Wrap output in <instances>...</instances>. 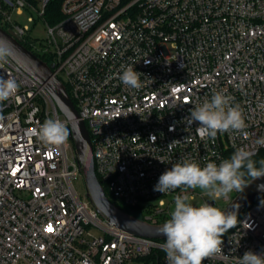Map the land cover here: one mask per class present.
Returning <instances> with one entry per match:
<instances>
[{"label":"built area","instance_id":"built-area-1","mask_svg":"<svg viewBox=\"0 0 264 264\" xmlns=\"http://www.w3.org/2000/svg\"><path fill=\"white\" fill-rule=\"evenodd\" d=\"M49 1L0 0V26L46 57L68 89L110 201L161 224L176 195L217 199L196 189L154 191L172 164H219L240 147L264 159L256 143L264 137V0H63L61 19L46 22L45 40H29L28 26L12 13L33 10L43 18ZM128 65L143 74L142 88L120 81ZM0 76L20 85L0 104V264H166V239L121 230L79 197L69 137L51 148L37 139L46 119L68 126L45 87L10 59L0 63ZM213 91L240 105L243 132L218 133L213 141L199 137L198 122L187 125L190 110ZM222 239L223 253L203 264H237L246 251L264 252V201L247 206Z\"/></svg>","mask_w":264,"mask_h":264},{"label":"clouds","instance_id":"clouds-1","mask_svg":"<svg viewBox=\"0 0 264 264\" xmlns=\"http://www.w3.org/2000/svg\"><path fill=\"white\" fill-rule=\"evenodd\" d=\"M10 56V50L0 45V63L7 62ZM149 62L145 61L146 64ZM141 75L132 65L122 66L119 79L125 86L138 90L143 87ZM19 88L15 79L0 76V104L15 97ZM185 122L189 127L193 122H198L196 132L199 137L213 141L218 133L243 132L247 128L240 105L234 103V98L223 91H213L210 99L206 98L195 105ZM35 134L42 144L51 148L65 143L69 131L62 121L49 118ZM151 139L154 141L155 137ZM177 142L180 141H173ZM256 143L264 146V137ZM253 155V152L240 147L230 158L221 160L219 164L210 161L201 166L195 161L183 159L160 175L154 191L165 194L178 188H199L209 197L227 198L233 191H243L248 185L246 177H264V159L257 162ZM237 223L236 211L222 210L208 202L193 206L187 196L176 195L170 217L159 229L166 238L161 245L166 253V264H203L208 258L222 254V238ZM237 264H264V252L257 254L251 250L246 251L242 257H238Z\"/></svg>","mask_w":264,"mask_h":264},{"label":"water","instance_id":"water-1","mask_svg":"<svg viewBox=\"0 0 264 264\" xmlns=\"http://www.w3.org/2000/svg\"><path fill=\"white\" fill-rule=\"evenodd\" d=\"M0 45L10 50L11 62L45 87L61 115L68 121V137L76 152L80 173L85 184V196L95 210L117 228L130 234L152 239H166L159 231L163 223L149 224L122 210L108 199L95 174L92 146L86 126L79 120L77 110L64 84L53 74L47 63L27 49L14 32L5 30L1 26ZM247 184L243 191L238 192L222 210L236 211L240 216L247 206L254 204L259 197L264 195V177L251 178ZM208 203L215 206L213 200H209Z\"/></svg>","mask_w":264,"mask_h":264},{"label":"rangeland","instance_id":"rangeland-1","mask_svg":"<svg viewBox=\"0 0 264 264\" xmlns=\"http://www.w3.org/2000/svg\"><path fill=\"white\" fill-rule=\"evenodd\" d=\"M22 12L23 13L21 15L15 13V12L12 13V20L19 23L22 26H25V25L28 26V31L26 32V37L29 40L35 41L37 43L43 42L45 40L46 34H47L46 20L44 18L38 16V14L33 10L29 11V10L23 9ZM28 18H32V21H28ZM72 184H73L75 191L79 195V197L81 199H84L86 191H85V184H84V180H83L82 175H78L77 177H75L72 180ZM196 192L199 194L206 193L205 191H203L199 188L196 189ZM237 193H238L237 191H233V193H231V196H232L231 198H233ZM206 197H209V196L207 195ZM189 201L193 204V206H199L201 203H203V200L200 197H196L195 199L189 200ZM227 204H228V202H224L222 200V197L217 198L215 201V206H217L221 209H223ZM172 207H173V205L171 206L170 211H171ZM132 215L136 216L137 214L133 212ZM91 234L99 235V232L92 229ZM134 264H137V263H134Z\"/></svg>","mask_w":264,"mask_h":264},{"label":"trees","instance_id":"trees-1","mask_svg":"<svg viewBox=\"0 0 264 264\" xmlns=\"http://www.w3.org/2000/svg\"><path fill=\"white\" fill-rule=\"evenodd\" d=\"M63 0H50L46 6V10L45 13L43 15V18L46 20V22H48V24L52 25L57 23L60 19H61V15H60V5L62 3ZM27 49L30 50V47L26 44V43H22ZM45 63H47L48 65H50L49 60L46 57L40 56L38 55ZM68 92V89H66ZM233 153L230 151L226 152V158H230V156ZM263 156H262V152L257 153L256 155H253V159L257 162H259L260 160H262ZM257 167H259V163H257ZM252 177H246V183L248 182V180H250ZM112 201V200H111ZM264 201V195L259 197L255 203L257 202H262ZM115 205H117L119 208H121L122 210L130 213L131 215L134 213H136L137 215L135 217L137 218H141V214L135 210V209H131L128 208L126 206H123L121 204H118L115 201H112ZM240 218V216H238V219ZM231 231V229L224 234V236H226L229 232ZM223 236V237H224Z\"/></svg>","mask_w":264,"mask_h":264}]
</instances>
